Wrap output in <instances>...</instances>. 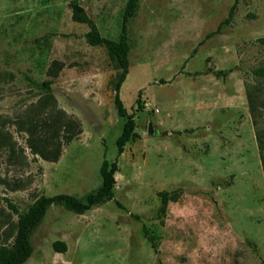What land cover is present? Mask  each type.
<instances>
[{"label":"rangeland","instance_id":"rangeland-1","mask_svg":"<svg viewBox=\"0 0 264 264\" xmlns=\"http://www.w3.org/2000/svg\"><path fill=\"white\" fill-rule=\"evenodd\" d=\"M129 1L0 0V244L12 243L18 214L40 195L85 201L107 159L117 161L114 197L82 214L49 205L22 264H264V169L245 87H258L264 126V77L254 73L264 65V0H133L124 23ZM73 3L104 38L118 41L125 26L119 96L135 135L120 154L121 68L88 42ZM45 83L82 128L55 162L34 154L14 123ZM161 191L177 194L165 210Z\"/></svg>","mask_w":264,"mask_h":264},{"label":"trees","instance_id":"trees-1","mask_svg":"<svg viewBox=\"0 0 264 264\" xmlns=\"http://www.w3.org/2000/svg\"><path fill=\"white\" fill-rule=\"evenodd\" d=\"M72 7L73 19L78 22H86L91 26L90 31L86 33L88 42L92 45L104 44L108 49L109 57L117 61L121 68V71L116 73L114 81V103L118 114L125 117L122 132L116 140L117 150L120 154L123 152L126 142L135 135L134 117L131 113H128L119 96L121 84L125 82L128 73V42L125 34V26H123V32L118 41L109 40L99 34L93 21L77 3H73ZM133 8V0H130L123 16L124 23L127 18L132 15ZM257 40L260 45L264 46V36L259 37ZM60 68L61 64L54 61L48 73L56 75ZM254 73L257 76L264 77V65L256 67ZM45 86V93L42 94L37 101L31 103L28 108L17 117L14 123L19 131H23L27 134L28 147L34 154L47 161L55 162L61 156L63 146L80 134L82 128L77 118L69 115L62 108L57 106L56 99L50 90V85L45 83ZM245 87L249 109L256 127V140L264 169V126H259V114L257 111L259 102L257 92L259 90L257 85L251 89L246 83ZM137 102L138 106L142 107L139 99H137ZM5 140H8V136L4 135L0 130V147L4 145L6 142ZM12 150L14 151L13 148ZM117 169L116 160L109 163L107 159H104L100 166L101 185L94 193L89 194L85 201H81L77 197L67 193H59L53 196L40 195L28 210L18 214L12 243L0 244V264H22L31 256L33 247L29 240V233L44 217L48 206L52 203L63 202L68 210L77 214H82L95 205L111 200L114 197V173ZM159 194L162 201V210H165V206L169 200H177V194L175 192L170 193L161 191ZM53 246L60 252L66 249L65 243L62 241H55Z\"/></svg>","mask_w":264,"mask_h":264},{"label":"water","instance_id":"water-1","mask_svg":"<svg viewBox=\"0 0 264 264\" xmlns=\"http://www.w3.org/2000/svg\"><path fill=\"white\" fill-rule=\"evenodd\" d=\"M148 132H149L150 134H154V129L152 128V124H151V123H149Z\"/></svg>","mask_w":264,"mask_h":264}]
</instances>
